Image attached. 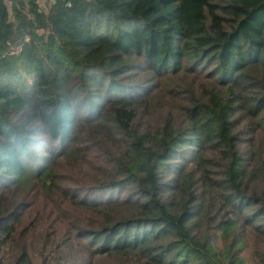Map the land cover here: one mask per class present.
<instances>
[{
  "label": "trees",
  "instance_id": "obj_1",
  "mask_svg": "<svg viewBox=\"0 0 264 264\" xmlns=\"http://www.w3.org/2000/svg\"><path fill=\"white\" fill-rule=\"evenodd\" d=\"M7 2L0 264H264V0Z\"/></svg>",
  "mask_w": 264,
  "mask_h": 264
},
{
  "label": "crops",
  "instance_id": "obj_2",
  "mask_svg": "<svg viewBox=\"0 0 264 264\" xmlns=\"http://www.w3.org/2000/svg\"><path fill=\"white\" fill-rule=\"evenodd\" d=\"M6 5L8 6L7 0H4ZM39 6L44 10V12L47 11L46 7L51 3L52 0H37Z\"/></svg>",
  "mask_w": 264,
  "mask_h": 264
},
{
  "label": "built area",
  "instance_id": "obj_3",
  "mask_svg": "<svg viewBox=\"0 0 264 264\" xmlns=\"http://www.w3.org/2000/svg\"><path fill=\"white\" fill-rule=\"evenodd\" d=\"M24 40H25V41L27 40V37H26V36L24 37ZM18 49H19V48H18L17 46H11V47H10V52H16V51H18Z\"/></svg>",
  "mask_w": 264,
  "mask_h": 264
}]
</instances>
